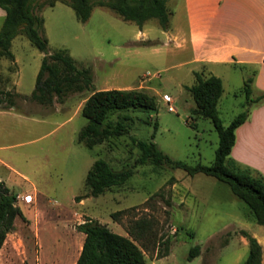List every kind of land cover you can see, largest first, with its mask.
<instances>
[{"label": "rangeland", "instance_id": "obj_1", "mask_svg": "<svg viewBox=\"0 0 264 264\" xmlns=\"http://www.w3.org/2000/svg\"><path fill=\"white\" fill-rule=\"evenodd\" d=\"M69 1L29 0V7L43 21L39 32L48 41L47 54L65 50L78 69H90L92 90L42 106L30 97L45 54L19 34L11 42L14 60L0 59V89L14 101L12 108L6 98L0 102V181L10 193L31 199L29 204L16 201L25 219L14 222L11 233L22 242L13 241L10 264H43L41 255L45 264L69 263L75 250L68 235L87 219L129 238V231L138 234L137 223L148 222L150 229L136 241L146 264H243L249 249L242 232L264 248V226L249 208L213 177L190 176L169 165H137L140 153L133 140L153 142L173 161L210 167L218 135L211 121L191 116L195 103L188 88L197 75L222 81L217 111L226 127L243 111L246 99L239 92L256 67L194 63L185 0H166V31L156 19L141 28L125 21L106 6L114 0H87L91 16L81 23ZM112 89L143 91L155 97L157 108L113 113L108 119L112 126L124 116L131 118L125 121L128 134L88 149L77 141L88 123L80 108L95 91ZM99 159L116 172L131 170L132 176L98 198L76 202L88 194L86 175ZM195 246L200 253L189 260ZM166 247L168 255L161 257Z\"/></svg>", "mask_w": 264, "mask_h": 264}, {"label": "trees", "instance_id": "obj_2", "mask_svg": "<svg viewBox=\"0 0 264 264\" xmlns=\"http://www.w3.org/2000/svg\"><path fill=\"white\" fill-rule=\"evenodd\" d=\"M166 0H114L106 6L113 10L125 21L134 22L139 28L150 19H156L163 31L168 29L169 14L165 6ZM103 5V4H101ZM68 6L74 11L77 20L85 23L91 16L92 6L87 0H70ZM0 8L5 12V18L0 30V59L14 60L11 52V42L19 34L24 35L30 44L39 52L44 53L39 72L36 76L35 89L30 97L31 101L42 106H53L55 101L62 102L70 93H83L93 89L90 69H78L67 51L59 50L48 55V41L39 32L43 21L34 17L30 11L29 0H0ZM248 78L240 94L245 96L243 111L229 126H223L218 118V102L223 94L222 81L210 75L206 79L197 75L196 84L188 88L195 103L191 116L212 122L218 135V148L214 163L210 166H189L184 162L173 161L162 153L153 142L133 140L140 156L137 165L150 164L155 167L169 165L181 169L188 175L203 174L226 184L232 195L243 202L250 210L254 221L264 226V178L260 173L235 162L231 150L236 140V130L250 117L252 109L264 101V93L255 98L252 89L254 76ZM6 98L10 108L13 107V96L0 89V102ZM253 107L248 109V104ZM157 108L154 96L139 90H102L95 91L87 98L81 107V115L87 119V125L78 135V143L88 149L104 142L113 136L128 134L125 121L129 116L115 125H110V115L119 111L153 112ZM155 129L157 125L155 124ZM132 176L131 170L114 171L102 159L96 160L87 172L85 183L89 192L86 196L77 197L76 202L84 198H98L112 188L124 185ZM122 212L112 214L118 217ZM17 218L25 219L16 205V195L0 181V250L6 237L14 229ZM138 234L134 236L129 231V237L113 233L99 222L87 219L76 227L78 232L85 235L79 257L75 264H146L144 253L136 243L139 234L150 229L148 222L137 223ZM242 234L248 240V257L243 264H263L264 248L256 238ZM165 248L164 256L168 255ZM200 248L191 249L188 259L198 256Z\"/></svg>", "mask_w": 264, "mask_h": 264}, {"label": "crops", "instance_id": "obj_3", "mask_svg": "<svg viewBox=\"0 0 264 264\" xmlns=\"http://www.w3.org/2000/svg\"><path fill=\"white\" fill-rule=\"evenodd\" d=\"M185 12L194 63L255 66L252 89L264 93V0H185ZM4 18L0 8V30ZM208 38L217 39V44L208 43ZM235 134L231 158L264 178V101L252 109ZM68 237L75 252L66 264H75L85 235L75 229ZM13 241L22 242L15 233H9L0 250V264H10L15 257L11 247L17 243ZM41 259L45 264L42 255ZM55 261L52 264H57Z\"/></svg>", "mask_w": 264, "mask_h": 264}, {"label": "built area", "instance_id": "obj_4", "mask_svg": "<svg viewBox=\"0 0 264 264\" xmlns=\"http://www.w3.org/2000/svg\"><path fill=\"white\" fill-rule=\"evenodd\" d=\"M168 111H169V112H173L174 109H173L172 107H169V108H168ZM16 201H19V202H25V203L29 204V203L31 202V199L28 198V197H25V196H22V197H20V196H16Z\"/></svg>", "mask_w": 264, "mask_h": 264}]
</instances>
